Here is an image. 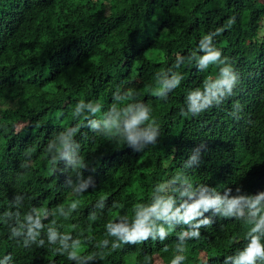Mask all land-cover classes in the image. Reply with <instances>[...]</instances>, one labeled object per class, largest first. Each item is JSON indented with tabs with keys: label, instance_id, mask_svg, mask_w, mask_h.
I'll return each instance as SVG.
<instances>
[{
	"label": "trees",
	"instance_id": "16d2710c",
	"mask_svg": "<svg viewBox=\"0 0 264 264\" xmlns=\"http://www.w3.org/2000/svg\"><path fill=\"white\" fill-rule=\"evenodd\" d=\"M263 20L264 0H0V261L170 264L183 255L182 264H222L242 248L251 213L264 214ZM217 28L213 46L239 83L219 107L184 115L187 92L218 75L190 59ZM174 73L183 79L167 99L152 95ZM116 92H130L117 110L151 109L156 144L137 151L73 118L84 101L102 105L91 120L107 119ZM66 128L78 130L61 155ZM202 200L219 204L197 209V220L213 221L199 239L179 242L191 223L153 217L156 240L112 247L109 222L131 227L136 213L164 203L183 215ZM36 221L38 235L24 247ZM12 228L22 235L10 238Z\"/></svg>",
	"mask_w": 264,
	"mask_h": 264
},
{
	"label": "clouds",
	"instance_id": "9594fccd",
	"mask_svg": "<svg viewBox=\"0 0 264 264\" xmlns=\"http://www.w3.org/2000/svg\"><path fill=\"white\" fill-rule=\"evenodd\" d=\"M233 22V20H230L229 24ZM223 31L224 28H217L214 32L202 36L198 45V51L202 53V55H197L196 52H193L190 56V59L195 61L198 70L203 71L210 65H215L218 67V75L214 78H206L203 81L202 88H194L187 92L185 96L186 111L181 109L184 115L191 114L192 116H198L214 106L219 107L227 97L233 95V90L239 83V76L232 65L228 63V58H222L221 51L213 46V38L220 35ZM180 62L181 61L178 60L177 66H179ZM182 79V75L174 73L171 79L164 80L158 89L152 91V95L166 100L168 94L180 85ZM117 92H119V90ZM117 92L113 94L114 103L107 113V119L101 118L98 121L91 120V116H96L100 113L102 105L99 103L93 104L91 102L85 105L84 101H80L75 105L72 113L73 118H80L83 116L87 120V124L92 125L91 130L95 131L96 134L103 135L110 139L123 140L128 147H132L137 151L143 150L148 145L156 144L157 137L159 136V126L151 115V109L146 104L140 103L137 110L133 111L132 105L125 103L123 107L117 110L115 101L119 99L121 103H124L125 97L130 94V92H126L118 96ZM85 106L90 110L88 113H83ZM236 109H242L238 101L236 102ZM233 115H235V112ZM101 124L103 125L102 128H100ZM140 125H144V127H140ZM97 129L99 130L97 131ZM77 130V128H66L65 132L67 135H65V133L60 134L61 143L59 149L61 155L66 154L65 150L69 145V141ZM54 161L55 157H53V162ZM21 167H23V165H21ZM17 199H19V197H17ZM209 203L219 204V201L209 202L202 200L199 203L189 206L183 215H178L179 209L173 212L170 203H164L159 206H153L147 211L136 213L131 227L126 224H113L111 222L106 224L105 227L107 228L109 236L116 237V240L112 242V247L114 249L118 248L121 243L137 244L147 241L150 236L152 240H156V236L153 234L155 220L167 221L172 218H178L183 220L185 224L191 223V230L177 233V241L183 242L186 237L189 239H199L201 235V226H209L213 221L208 218L197 220V217L200 215L197 209L200 207V204L207 206ZM236 203V201L230 202L227 212H225L224 215L231 213ZM72 207H76L75 202L72 204ZM252 207L255 208V204H253ZM217 210L219 211V209ZM259 211L260 210L257 209L252 212V219L245 223L247 226V242L242 248L224 257L222 264H229V262H231V264H264V214L257 216V212ZM242 215L243 213H239L237 219ZM28 219L31 221L30 216ZM193 221L195 222L192 223ZM39 226V222L36 221L28 228L24 247H27L29 239L35 241L38 235L35 229L39 228ZM156 231H158L159 240L161 241L165 240L169 235V232L166 231L163 226H160ZM21 235L22 232L17 228L11 229L10 238ZM49 239L54 240L55 235L51 234ZM107 244L108 240H105L104 245L107 246ZM180 250L183 251V247H181ZM11 259V255H6L3 261H0V264H7ZM184 259L185 257L183 255H176L170 261V264H182Z\"/></svg>",
	"mask_w": 264,
	"mask_h": 264
},
{
	"label": "rangeland",
	"instance_id": "374dc122",
	"mask_svg": "<svg viewBox=\"0 0 264 264\" xmlns=\"http://www.w3.org/2000/svg\"><path fill=\"white\" fill-rule=\"evenodd\" d=\"M262 26H263V29H262V31L260 33V36L264 37V20L262 21ZM117 35H119V36H123L124 35V26H122L121 28H119L117 30Z\"/></svg>",
	"mask_w": 264,
	"mask_h": 264
}]
</instances>
